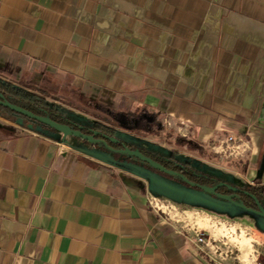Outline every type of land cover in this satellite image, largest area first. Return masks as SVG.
<instances>
[{"label": "crops", "instance_id": "obj_1", "mask_svg": "<svg viewBox=\"0 0 264 264\" xmlns=\"http://www.w3.org/2000/svg\"><path fill=\"white\" fill-rule=\"evenodd\" d=\"M0 83L91 126L150 114L215 154L231 136L233 184L264 185V0H0ZM161 184L100 143L0 116V264H210L175 216L235 219L232 205Z\"/></svg>", "mask_w": 264, "mask_h": 264}, {"label": "rangeland", "instance_id": "obj_2", "mask_svg": "<svg viewBox=\"0 0 264 264\" xmlns=\"http://www.w3.org/2000/svg\"><path fill=\"white\" fill-rule=\"evenodd\" d=\"M139 120L143 121V124H138ZM94 125L96 126L93 127L97 128L98 126L100 128L99 130L104 131L107 135L113 137H115L114 135H120L122 139L130 144L156 151L167 157L168 155L164 153L168 152L171 155L169 157L179 162L187 163L194 169L202 171L205 169L206 171L204 172L215 175L225 183L233 184L235 180L234 174L230 170L232 165V161L230 160H233L235 155H230L229 149H225L224 146L215 154L197 144L193 147L189 142L179 136L180 133L175 126L171 127L169 123H161L153 115L146 114L136 121L130 117H124L119 121H116L115 118L106 121L96 120ZM135 140L138 144H134ZM178 147H183L184 149L181 150ZM120 157L125 158V156ZM131 161L150 170L146 165L140 161L138 162L136 159H131ZM211 162H216L217 164L213 168L214 173H210L209 171L211 168L209 163ZM154 173L159 178V181L166 185H160L163 186V190L167 192L170 190L173 193L172 196H175L173 187L186 188L184 185L182 186L169 178L167 179L156 172ZM233 185L239 187L236 184ZM167 186L171 187L169 188ZM241 186L243 187L245 185ZM236 201L243 203L247 208H252L254 202L251 198L244 195L237 198ZM195 204V206L199 204L204 209L209 208L205 202ZM229 213H234L238 217L234 219L233 216H218L216 214H210L201 208H198L196 211L195 208L185 206L181 208L180 214H177L178 216H175V219L177 220L178 226H181V228L185 227L183 230L188 231L190 239L196 244L195 246L201 254L209 260L210 264H245L250 258L251 253H259V257L263 258L264 238L259 237L255 239L256 233L252 228L251 221L248 219L245 220L243 217L240 218L239 215L241 216L246 213L253 220L264 219L259 215L246 212L245 209L233 205Z\"/></svg>", "mask_w": 264, "mask_h": 264}, {"label": "trees", "instance_id": "obj_3", "mask_svg": "<svg viewBox=\"0 0 264 264\" xmlns=\"http://www.w3.org/2000/svg\"><path fill=\"white\" fill-rule=\"evenodd\" d=\"M0 93L3 95L4 99L7 100L8 102H10L14 105H17L18 107L21 106L24 109L33 113L34 115L37 114V115H40L43 117H48L49 119L51 118L53 121H55L59 124L68 125L73 130H79V128H81V130H83V132L86 134H92V132H94V131H100L101 133L105 134L104 131L99 130V129L91 126V125L78 122L75 119V117L72 116L65 109L63 110L60 108H58V109L51 108V107L49 108L43 104L36 103V102L34 103L32 101L31 94H29L28 92L23 91V90L14 89L7 83H0ZM0 116H2L3 118L11 119V120L16 121V122H20V123L22 122L24 124H31L33 126L36 125V126H39L45 130H48V131H55L51 128H48V127L36 122V121L34 122V121L30 120L29 118H26L22 115L20 116V115L16 114L15 112H13L12 110L8 109L7 107L4 108V107L0 106ZM95 137L96 138H102L101 135H96ZM117 139L119 140V142L117 144H114L110 141L107 142V144L110 145L111 147L115 148V149H120L122 147V145L125 144L131 150H137V151L139 150L145 156L151 158L152 160L154 159L155 161H157L164 168L174 170V171L181 173L182 175L186 176L189 181H191L193 183H196V184L198 183L201 185L212 187L213 185H215L219 182H224L213 174H208L202 170L194 169L192 166H190L187 163L179 162V161H177V160H175L169 156L167 157V156L161 155V154L157 153L156 151H151V150L142 148L140 146L130 144V143H128L124 140H121L119 138H117ZM100 145L104 149L107 150V148L103 144L100 143ZM113 153H114L115 157L125 156V158H127L129 160L135 159V158H132V157L127 156L125 154L122 155V154H119L116 152H113ZM137 161L139 162L140 160H137ZM141 163H143V162H141ZM143 164L146 165L150 169V167L146 163H143ZM256 179H258V178H256ZM228 184H231V183H228ZM231 185H233V184H231ZM238 188H240V187H238ZM241 188L243 190L247 191L249 194H251L255 198H258L261 206L264 208V185H259V184H256L254 186L253 185H245ZM252 208H255L254 202H253Z\"/></svg>", "mask_w": 264, "mask_h": 264}, {"label": "water", "instance_id": "obj_4", "mask_svg": "<svg viewBox=\"0 0 264 264\" xmlns=\"http://www.w3.org/2000/svg\"><path fill=\"white\" fill-rule=\"evenodd\" d=\"M0 106L4 108H8L15 112L18 115H22L26 118H29L32 121H36L48 128H51L55 131L60 132L64 136H71L75 137L78 139H83L89 143H101L103 144L107 150L116 152L122 155H127L132 158H135L136 160H140L143 163H146L152 172H156L160 175H162L165 178H169L175 182H177L180 185H184L187 188L193 190L196 193H201L203 195L213 197L215 200L222 201L225 203H230L231 205L238 207V208H243L247 212L253 213L255 215H259L260 217L264 218V208L261 206L258 198H255L251 194H249L247 191L243 190L242 188H238L234 185L231 184H226L224 182H219L212 187L201 185V184H196L188 180V178L181 173L166 169L164 168L161 164H159L157 161L154 159L152 160L151 158L145 156L142 152L139 150H131L129 147H127L125 144L122 145L120 149H115L111 147L110 145L107 144V142H112L114 144H117L119 140L116 137L103 134L100 131H94L92 134H86L79 128V130H73L71 129L68 125H63L59 124L55 121H53L51 118L49 119L48 117H43L37 114H33L30 111L24 109L23 107H18L17 105H14L7 100L4 99L3 95L0 93ZM96 135H101L102 138H96ZM264 173V157L262 158L259 166H258V171L256 173V177L259 178L263 175ZM242 195L251 198L254 201L255 208H247L243 203L237 202L236 199L240 198ZM206 203V201H204Z\"/></svg>", "mask_w": 264, "mask_h": 264}, {"label": "built area", "instance_id": "obj_5", "mask_svg": "<svg viewBox=\"0 0 264 264\" xmlns=\"http://www.w3.org/2000/svg\"><path fill=\"white\" fill-rule=\"evenodd\" d=\"M232 142V143H229ZM238 147V144L235 143L234 139L229 136L227 138V143H225V149H229V154H231L234 150H236V148ZM258 258L255 259L251 264H264V257L261 258L259 257L258 254H255Z\"/></svg>", "mask_w": 264, "mask_h": 264}]
</instances>
